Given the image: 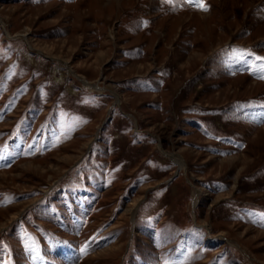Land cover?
I'll list each match as a JSON object with an SVG mask.
<instances>
[{"label":"rangeland","instance_id":"374dc122","mask_svg":"<svg viewBox=\"0 0 264 264\" xmlns=\"http://www.w3.org/2000/svg\"><path fill=\"white\" fill-rule=\"evenodd\" d=\"M0 0V264H264V0Z\"/></svg>","mask_w":264,"mask_h":264},{"label":"snow or ice","instance_id":"6c2138e0","mask_svg":"<svg viewBox=\"0 0 264 264\" xmlns=\"http://www.w3.org/2000/svg\"><path fill=\"white\" fill-rule=\"evenodd\" d=\"M190 3L193 4V6L201 7L203 10H207L206 6L202 4V0H189Z\"/></svg>","mask_w":264,"mask_h":264}]
</instances>
